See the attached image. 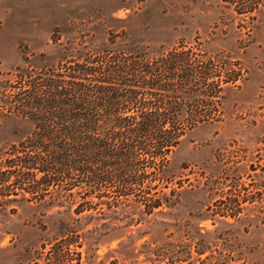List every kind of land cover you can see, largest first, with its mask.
Wrapping results in <instances>:
<instances>
[{"label": "rangeland", "instance_id": "374dc122", "mask_svg": "<svg viewBox=\"0 0 264 264\" xmlns=\"http://www.w3.org/2000/svg\"><path fill=\"white\" fill-rule=\"evenodd\" d=\"M170 48L210 62L219 83L215 96L176 99L217 108L166 160L150 156L148 182L115 205L106 186L77 214L50 186L19 184L8 160L31 127L17 110L28 73L86 51L154 61ZM141 187L160 201L148 214L135 207ZM58 225L74 227L81 264H264V0H0V264L40 263Z\"/></svg>", "mask_w": 264, "mask_h": 264}, {"label": "trees", "instance_id": "16d2710c", "mask_svg": "<svg viewBox=\"0 0 264 264\" xmlns=\"http://www.w3.org/2000/svg\"><path fill=\"white\" fill-rule=\"evenodd\" d=\"M168 50L154 61L143 50L130 56L123 49L86 51L81 59L38 69L33 76L28 73L17 110L31 127L19 140L20 154L8 160L9 166L17 165L19 184L25 183L27 191L50 186L62 201L69 200L68 210L77 214L96 203L89 198L105 196L106 186H113L115 205L134 191L132 186L148 182L150 156L166 160L186 130L211 120L217 108L214 101L176 99L215 96L219 83L208 81L210 62L190 65L186 50ZM228 78L223 81L233 80ZM150 95L158 97L150 100ZM74 186L81 188L75 191L81 199L71 207ZM140 190L144 199L135 207L148 214L160 201L150 203L145 194L149 190ZM57 229L59 235L35 264H81L76 248L81 240L74 227ZM97 264L142 263L110 258Z\"/></svg>", "mask_w": 264, "mask_h": 264}]
</instances>
